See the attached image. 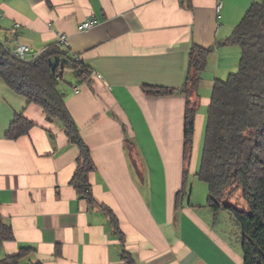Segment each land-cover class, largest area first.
<instances>
[{
    "label": "crops",
    "instance_id": "obj_1",
    "mask_svg": "<svg viewBox=\"0 0 264 264\" xmlns=\"http://www.w3.org/2000/svg\"><path fill=\"white\" fill-rule=\"evenodd\" d=\"M181 1L0 0V39L9 46H28L30 57L62 33L70 54L92 71L90 83L71 74L60 86L90 150L88 181L97 202L89 205L70 184L78 148L62 125L0 84V218L13 233L0 257L29 247L23 262L125 264L126 250L136 264H244L239 224L228 210L206 205L208 188L196 175L210 97L205 86L237 70L239 46L217 45L207 57L187 161L185 97L149 96L142 87H180L190 46L226 39L254 0H190L191 8ZM89 17L94 24L79 30ZM16 112L33 125L5 138ZM99 204L114 212L123 240Z\"/></svg>",
    "mask_w": 264,
    "mask_h": 264
},
{
    "label": "trees",
    "instance_id": "obj_2",
    "mask_svg": "<svg viewBox=\"0 0 264 264\" xmlns=\"http://www.w3.org/2000/svg\"><path fill=\"white\" fill-rule=\"evenodd\" d=\"M181 3L191 8L190 0ZM224 44L238 45L241 54L236 71L223 80L213 81L196 175L207 185L206 205L213 211L228 210L239 224L244 264H264V0L251 3L226 39L211 47L190 46L186 76L180 87L144 85L142 90L149 96L180 93L185 97L183 160L187 161L192 149L201 73L209 53L215 46ZM13 47L0 39V80L11 91L25 97L27 104L40 106L49 118L62 125L70 142L78 148L70 184L89 205L97 203L88 181V174L94 170L90 150L80 137L66 106V92L60 87L64 68L70 69L81 82L90 83V67L70 54L68 46L59 41L23 59L13 54ZM32 125L21 112H16L4 137L16 139L26 134ZM126 148L132 158L130 142L126 141ZM236 192L240 195V204L230 200ZM180 193H176V203ZM99 207L123 240L114 212L104 204ZM12 238L9 222L0 218V248L4 241ZM29 251V247H22L16 253L0 257V264H42L23 262ZM122 258L125 264H136L126 250Z\"/></svg>",
    "mask_w": 264,
    "mask_h": 264
},
{
    "label": "built area",
    "instance_id": "obj_3",
    "mask_svg": "<svg viewBox=\"0 0 264 264\" xmlns=\"http://www.w3.org/2000/svg\"><path fill=\"white\" fill-rule=\"evenodd\" d=\"M94 24V19L92 17H89L85 19L84 21L80 22L78 25L79 30H84L90 28ZM58 41L67 46L66 37L64 34L59 33L58 34ZM13 54L18 58H26L30 54V48L22 43H16L13 47ZM76 89V88H75Z\"/></svg>",
    "mask_w": 264,
    "mask_h": 264
},
{
    "label": "rangeland",
    "instance_id": "obj_4",
    "mask_svg": "<svg viewBox=\"0 0 264 264\" xmlns=\"http://www.w3.org/2000/svg\"><path fill=\"white\" fill-rule=\"evenodd\" d=\"M71 70L70 69H68V68H64V77H63V79L64 80H68L69 78H71ZM0 84H1V86H4L5 87V85L3 84V82L0 80ZM60 84H61V82H60ZM61 87V86H60ZM207 87V88H206ZM7 88V87H6ZM205 89H208V91H209V93L211 92V88H210V86L208 87V86H205ZM206 109H207V106H206ZM202 144H203V141H202ZM230 200L231 201H233V202H237V203H239L240 204V202H241V198H240V195H239V193L238 192H236L231 198H230Z\"/></svg>",
    "mask_w": 264,
    "mask_h": 264
}]
</instances>
